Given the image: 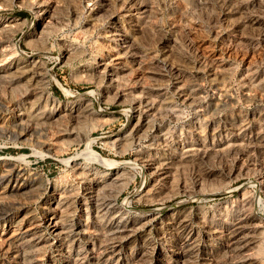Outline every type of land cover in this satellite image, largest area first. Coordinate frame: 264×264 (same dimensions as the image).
Segmentation results:
<instances>
[{"label":"rangeland","instance_id":"obj_1","mask_svg":"<svg viewBox=\"0 0 264 264\" xmlns=\"http://www.w3.org/2000/svg\"><path fill=\"white\" fill-rule=\"evenodd\" d=\"M0 264H264V0H0Z\"/></svg>","mask_w":264,"mask_h":264},{"label":"bare ground","instance_id":"obj_2","mask_svg":"<svg viewBox=\"0 0 264 264\" xmlns=\"http://www.w3.org/2000/svg\"><path fill=\"white\" fill-rule=\"evenodd\" d=\"M37 116V115H36ZM8 167V166H7ZM155 167V166H154ZM4 170V169H3ZM88 170V169H87ZM92 171V170H91ZM7 172V176L8 175H10L11 173H8V171H6ZM5 173V172H4ZM84 173V172H83ZM84 175V174H83ZM94 175V174H93ZM92 178V177H91ZM23 181V180H22ZM20 183V182H19ZM18 188H17V191H19V190H21L22 189V187H23V185L21 184V185H19V186H17ZM30 188V187H29ZM28 190V189H27ZM24 191V190H23ZM31 191V190H30ZM29 191V192H30ZM60 197V196H59ZM65 208V207H64ZM61 211H62V207L58 204V205H56L55 207H54V210H53V214H56V215H53V218H52V221H53V223H54V227H55V229H59L60 228V220H59V217L60 216H58L60 213H61ZM66 214V213H65ZM66 216V215H65ZM65 218V217H64Z\"/></svg>","mask_w":264,"mask_h":264}]
</instances>
